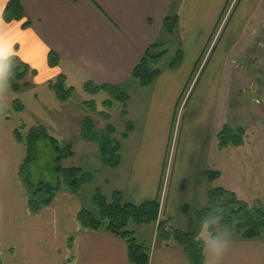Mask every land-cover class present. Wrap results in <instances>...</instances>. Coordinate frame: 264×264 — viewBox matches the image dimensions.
I'll return each mask as SVG.
<instances>
[{
  "label": "crops",
  "instance_id": "obj_1",
  "mask_svg": "<svg viewBox=\"0 0 264 264\" xmlns=\"http://www.w3.org/2000/svg\"><path fill=\"white\" fill-rule=\"evenodd\" d=\"M9 1L0 0V59L18 57L29 65L33 87H50L60 78L71 85L92 83L121 89L134 81L138 86L133 70L154 43L166 41L164 19L179 15L177 36L184 58L176 70L163 68L150 86L154 91L145 132L124 192L135 205L159 199L162 216L174 228L189 231L202 210L192 212L199 189L208 203L209 186L223 178L220 174L209 182L202 170L209 133L214 131L219 146L218 135L228 123L243 128L238 115L232 118L234 96L248 104V92L264 99V27L253 24L261 0H239L211 51L232 0H22L24 19L7 23L3 13ZM50 53L57 55L56 65H50ZM237 76L253 83L256 92L243 87L237 96L232 85ZM12 94L0 87V263L131 264L124 239L81 225L83 205L78 195L63 190L49 207L37 214L30 210L20 177L23 150L15 135L18 123ZM189 95L182 126L188 135L194 131L193 137L180 140L171 164V129L182 100ZM234 124L231 128L237 127ZM135 132L136 128L123 144ZM247 137L240 147L219 148L227 152L223 189L242 202L247 193L264 194L261 148L256 147V169L246 155L237 154L249 144ZM92 144L96 145H86ZM142 226L134 227L135 236L149 233L150 264H190L182 246L158 244L157 224L147 225L148 231ZM201 236L206 242V264H264V234L255 240L233 236L216 241L204 228Z\"/></svg>",
  "mask_w": 264,
  "mask_h": 264
},
{
  "label": "trees",
  "instance_id": "obj_2",
  "mask_svg": "<svg viewBox=\"0 0 264 264\" xmlns=\"http://www.w3.org/2000/svg\"><path fill=\"white\" fill-rule=\"evenodd\" d=\"M21 2L22 0H10L8 2L3 13L5 22L11 23L24 19ZM179 20L178 14L168 15L164 19L162 33L169 38V41L154 43L144 53L140 63L133 70L132 78L138 81L142 88L152 86L160 77L163 71L162 62L170 51L171 42L178 41ZM255 24H258V21ZM181 48L180 44L175 52V58L168 66L169 70H176L181 66L184 58ZM58 60L56 54L50 53L49 62L51 66L56 65ZM30 72V66L18 57L0 59V87L9 86L16 93L23 89L27 90L32 86L25 81ZM20 82H24L23 86ZM50 88L54 90L57 98L62 102L68 101L74 92V88L64 86V80L61 78L57 80V83H52ZM84 89L92 94L106 92L113 100L122 103V117L128 116L127 107L130 96L123 93L118 87L95 86L92 83H86ZM105 105L112 106L108 100ZM14 108L17 113L22 111V105L19 104L18 100L14 101ZM102 115H105L104 117L109 120L110 115L107 113H102ZM24 127L25 125H18L15 135L23 150L20 177L27 189L28 203L33 213L37 214L43 208L52 205L57 195L63 190L78 195L84 187L94 183L95 178L92 172L72 165L76 157L74 143L58 139L51 135L44 126L32 127L28 131ZM125 129V133L121 135L122 141L128 139L130 134L135 131L134 123L132 121L127 122ZM23 131H25V135ZM115 133L116 129L111 124L103 130H96L92 119H84L81 122L82 139L96 144L100 151L103 166L112 169L118 168L121 164L120 152L123 145L122 141L114 138ZM218 136L220 148L240 147L245 142L246 132L244 128L225 126ZM42 144L48 145L55 154L54 181L34 180L33 172L38 161V147ZM65 164L71 166L65 167L63 166ZM204 176L209 182H214L220 177V173L205 172ZM208 197L207 207L196 213L195 220L187 232L174 228L171 220L162 216V205L159 199L135 205L130 203L121 191L114 193L111 202H108L101 192H97L92 202L98 209L99 215L96 216L83 207L79 214V221L86 229L105 230L124 239L128 244L131 264H150L151 254L149 247L137 241L134 229L130 228L131 224L135 226L157 224L158 244L182 246L190 264H206V242L201 236L204 228L208 229L211 239L216 241L233 236L243 240H255L264 234V206L250 209L247 204L239 201L235 194L222 188L210 190ZM217 221H219V230L216 228Z\"/></svg>",
  "mask_w": 264,
  "mask_h": 264
},
{
  "label": "rangeland",
  "instance_id": "obj_3",
  "mask_svg": "<svg viewBox=\"0 0 264 264\" xmlns=\"http://www.w3.org/2000/svg\"><path fill=\"white\" fill-rule=\"evenodd\" d=\"M238 2L239 0L231 1L226 14L224 15L225 17L218 29V34L214 39L212 46L210 47V51L213 48V45L217 42L218 37L224 29L226 22L230 18ZM254 16L255 20L253 21V24L255 26L259 25V27L262 25V27H264V22L260 23V19L264 21L263 0L259 1L257 4L256 9L254 10ZM257 21L258 24L256 25L255 23ZM165 38L166 41L167 39L169 40L167 36ZM166 41L164 40V42ZM179 45V40L171 42L169 47L170 51L162 62V68L168 69L169 64L175 58V52L177 48H179ZM206 62L199 74H201L205 68ZM237 69L239 74L240 68L237 67ZM237 69L235 68V70ZM237 77L232 84L234 92H237V96H239L238 94L242 92L243 87L247 88L249 86L248 90L256 92V86L253 85V83L241 81L239 76ZM25 81L33 85L31 73L27 75ZM23 83L24 82H20L22 86ZM55 83H57V81ZM64 86L66 88L73 86L75 89L72 97L66 102L59 100L54 90H52L47 84L38 87L31 86V88L27 90L23 89L19 93L13 92L9 86H5L4 91L7 90L9 93H13L12 95L14 101L18 100L19 104L22 105V111L16 113V119L18 125H25L24 129L26 131L32 127L44 126L51 135L57 137L58 139H64L74 143L76 157L72 165L82 167L85 170L92 172L95 178L94 183L84 187L79 192L78 198L84 208L98 216L99 211L92 202V199L97 194V192H101L108 202L112 201L113 195L116 191H121L126 197L124 192L126 189V182L128 181L131 169L133 168L134 161L136 159L135 157H137L139 153L138 148L140 137L145 132L144 123L147 116V108L151 102L152 93L154 91V86L145 89L140 85L137 86L136 82L132 81L120 89L123 93L131 97V101L127 107L128 116L124 118L121 115L123 108L122 103L113 100L106 92H100L97 94L88 93L84 89L85 85H82L81 83H74L73 85L64 83ZM193 88L194 86L191 90H193ZM247 95L249 104L242 102L235 96L234 99H232V118L234 119V116L238 115L236 116L239 118L237 122L244 125L243 128L246 132L245 138L248 136L247 141L249 140V144L238 150L237 154L244 156L246 155L247 158L245 159H247L249 165L253 166L254 164L253 168L256 169L258 166L257 164L259 163L255 158L256 147L261 148V152L264 153V117L260 112H258L260 107H263L264 112V99L262 97L256 96V93L249 94L248 92ZM189 97L190 95L186 98L185 102L184 99L182 100L178 112L175 115L174 125L171 129L170 147L168 149V162L171 164L173 157L178 150L180 140L186 142V138L190 139V137H193L194 131H191L188 135L187 132L184 133L182 126L183 114ZM107 100L111 102L112 106L105 105ZM243 100L245 101V99ZM102 113H107L110 115L109 120L106 119V117H104L105 115H102ZM88 118L93 120L96 130H103L109 124L113 125L116 129L114 138L119 141H122L121 135L125 133V125L127 122L133 121L136 132L131 136L129 141L124 142L122 145V150L120 152L121 164L118 168L112 169L104 167L98 146L93 144L91 146H87L86 144L88 141L82 139L81 122L82 120ZM233 124L234 123H228V126L233 127ZM195 132H197V130H195ZM23 133L25 135V131H23ZM84 141L87 143L85 144ZM219 148L220 146H218V138L213 131L209 133V137L207 138L206 151L202 160V170L208 173L221 172L220 174H223V178L216 181L214 184L212 183L209 186L210 190L218 188L223 189L226 183L225 172L227 169L224 162V155L227 152H221ZM54 158L55 154L48 145H39L38 161L36 168L34 169L35 171L33 172L35 181L55 180V172L53 171ZM63 166L70 167L71 165L65 164ZM202 183H204V180ZM202 192L203 190L199 189V196L196 198L197 201L192 209L193 214L196 213V210H203L207 207L208 203L204 201L205 194ZM241 198L250 209L264 206L263 193H247ZM134 227L139 229V226H135L134 224L130 225L131 229H134ZM142 227V229H147L146 231L151 229L147 228V225ZM216 228L219 230V221L216 222ZM149 236L150 235L148 232H140L139 235L136 236V239L139 243L145 244L150 248L151 243L148 241L150 240Z\"/></svg>",
  "mask_w": 264,
  "mask_h": 264
}]
</instances>
